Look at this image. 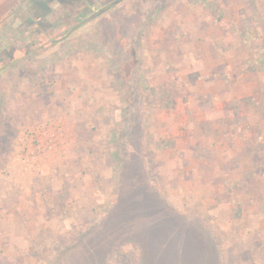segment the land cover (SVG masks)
Listing matches in <instances>:
<instances>
[{
    "label": "rangeland",
    "instance_id": "374dc122",
    "mask_svg": "<svg viewBox=\"0 0 264 264\" xmlns=\"http://www.w3.org/2000/svg\"><path fill=\"white\" fill-rule=\"evenodd\" d=\"M80 1L69 16L52 3L47 16L57 23L85 11L69 36L0 75V84L26 82L25 92L38 93L50 110L41 122L13 125L1 100L0 141L27 134L33 147L43 144L32 136L37 124L52 143L31 160L33 172L18 162L7 172L14 195L32 185L44 207L23 219L24 230H0L7 244L0 264L7 257L16 264H264V89L255 88L264 82V0ZM33 9L31 0H0V51L34 41ZM210 57L253 75L251 97L228 101L233 116L225 119H203L216 114L220 84L231 83ZM163 87L172 108L154 106ZM220 131L246 145L225 170L243 154L252 166L247 182L223 181L227 216L209 201L200 176L191 179L196 168H186L199 135L217 141ZM212 142L192 156L213 160ZM192 188L205 194L201 204ZM245 190L251 202L236 197ZM246 205L254 213L242 218ZM200 237L207 243L184 259Z\"/></svg>",
    "mask_w": 264,
    "mask_h": 264
},
{
    "label": "crops",
    "instance_id": "0c3cea01",
    "mask_svg": "<svg viewBox=\"0 0 264 264\" xmlns=\"http://www.w3.org/2000/svg\"><path fill=\"white\" fill-rule=\"evenodd\" d=\"M211 58V57H210ZM218 57L216 59L211 58V60L214 62V65L222 67L229 72L230 74V80L231 83L229 84V87H226L224 82L220 84V88L218 86H214L212 83H208V88L211 87H217V93H214V107H215V115L213 116H205L203 119H222V118H228L233 116L232 110L229 108V102L230 100L233 101V105L235 104L236 100H241L246 97H251L249 95H252L253 87H254V80L253 75L249 72L247 73H241L237 70H234V66L227 65L226 60L223 57ZM8 73V69H4L0 72V75H5ZM27 83L22 81L21 83H14L9 82L5 84H0V103L1 100L4 101V113L5 116H9V123L13 124L15 123V120H31V119H38V121H42L45 119L46 114H49V111H47L46 105L43 104L41 99L43 98L38 93H32L31 90H26L25 88H22V86L26 85ZM14 86H16L14 88ZM18 86H21L20 88H17ZM34 86L29 82L28 88ZM256 90L262 91L264 89V82H260L258 86L255 87ZM41 89V88H40ZM38 90V89H37ZM39 91V90H38ZM25 92V93H24ZM40 93V92H39ZM28 94V98L26 97ZM30 97V98H29ZM229 101V102H228ZM16 110V111H15ZM20 114V118H15V114ZM182 119L178 121V123H182ZM40 127L41 129H33L34 127ZM178 126V125H177ZM45 125L40 126L37 124L33 125V128L31 130H34V134H32L33 137H37L40 141L43 142V144L32 146L31 140L28 137V135H25V138L22 137L21 141L16 140V142L10 137L8 140L5 141L3 144V141H0V230H24L22 222L24 218H35L39 215V209H42L44 207L43 202L40 199L41 194L38 193V190H33L32 185H30L29 189L26 190V192L20 191L21 193H18L14 195V181L12 180L13 173L9 174L7 172H10L15 165L18 162L21 166L24 165L25 168H27L29 171L33 172L32 168H36L31 161L32 159L38 158L42 151H44L47 147L52 146L51 142H48L47 145L45 144ZM175 128V126H174ZM2 135H4L3 131L0 130ZM20 134H24V132H20ZM172 137L178 135L173 134L171 132ZM30 135V137H32ZM218 139L213 140L212 137H202L199 135L197 138V143L193 144L195 147H190L188 150H198L200 151L203 148L210 147L209 145L211 142H216L217 146L216 148H213L215 152V156L213 160L205 159L203 160H196L195 157L192 156V152L190 151V156L187 157L188 159V166H186L187 170H191L190 167H193V169L196 168V175L194 176L195 179L192 177L191 179L196 180L197 177L199 179L197 182L202 183L204 188H207L209 190V193L211 194L209 201L214 202V204H219L218 207H220L218 210L222 213H228L230 208V203L226 199V193L223 190L224 180H229L232 178H238L243 179L246 181L247 177V171L251 170L249 165V162L247 159L242 158L240 159V162L238 163L239 166H234L233 168H230L228 170H225L227 168L226 163L231 161L234 157H236L237 154H239L243 148H245L246 145H242L239 140L241 139L238 134L234 133L233 131L229 132V134L223 135L222 131H220L219 135L217 136ZM235 137V139L238 141L235 146L232 143V138ZM10 139V140H9ZM211 139V140H210ZM242 140V139H241ZM8 141V142H7ZM205 141L208 142V146H205ZM15 142V143H14ZM18 142V144H17ZM212 142V143H213ZM7 144L8 147H5ZM223 144L225 147V150L223 148ZM238 147V148H237ZM3 148H6V150H3ZM237 148V149H236ZM209 149V148H208ZM6 155V157H2ZM15 155V156H14ZM203 161V162H202ZM32 163V164H31ZM6 172V174H4ZM190 179V177H188ZM253 179V178H252ZM252 179L250 182H252ZM14 180V179H13ZM191 182V180H189ZM218 184L219 192L215 194L214 186ZM247 182V181H246ZM189 185V184H188ZM196 188V187H195ZM194 189V192L198 193L195 194L199 204L203 202L205 199V194L199 192L200 189L196 190ZM18 190V189H17ZM34 191V192H33ZM31 193L36 194V197H32ZM201 193V194H200ZM214 193V194H213ZM238 194L236 197L240 199V202L247 203L248 201L251 202L250 196L243 192H237ZM189 194V193H188ZM191 194V193H190ZM217 196L219 199H217L215 196ZM249 200H246L248 199ZM247 206V205H246ZM245 208L243 207L242 211V218L246 217L245 215H248L249 217L252 216L253 209L251 207L248 208V206ZM38 207L39 209H36ZM247 211H249L247 213ZM38 213V214H37ZM212 216L215 214V209L211 210ZM231 213V212H230ZM259 213V212H258ZM26 216V217H25ZM227 216V214H226ZM247 216V217H248ZM197 217H200L197 216ZM191 231V230H189ZM197 231V233H201L200 230H194V232ZM199 233V234H200ZM204 234V233H203ZM206 236V234H205ZM200 244H192L189 243L187 247V252L185 253L184 259H189V257L193 256V252H198L200 247L207 243L205 241V237H200ZM208 239V238H207ZM4 248H7V244L0 241V251H3ZM24 248V247H23ZM22 251V250H21ZM23 252V251H22ZM3 253H0V257H2ZM5 262L9 264H16L15 260L12 258L7 257L5 261H2L1 264H4Z\"/></svg>",
    "mask_w": 264,
    "mask_h": 264
},
{
    "label": "trees",
    "instance_id": "16d2710c",
    "mask_svg": "<svg viewBox=\"0 0 264 264\" xmlns=\"http://www.w3.org/2000/svg\"><path fill=\"white\" fill-rule=\"evenodd\" d=\"M74 0H31L34 4L36 12L33 9V18L32 23L38 18L35 30L33 32L34 41H30L22 46L10 45L4 47L0 51V72L4 69H8L17 63L20 60H23L27 57L35 56L38 52V49L47 48L48 46L54 45L57 42L62 41L67 36H69L72 30L84 22L85 11L80 10L78 16L72 23L70 20L62 19L58 20L57 23H51L47 16L53 10V4L56 2L62 6L64 10L67 11V15H71V11H74V6L80 3H74ZM53 3V4H52ZM82 15V16H81ZM33 17V16H31ZM155 108H172L174 104L172 103L171 93L169 87H163L160 91H156L154 95Z\"/></svg>",
    "mask_w": 264,
    "mask_h": 264
}]
</instances>
